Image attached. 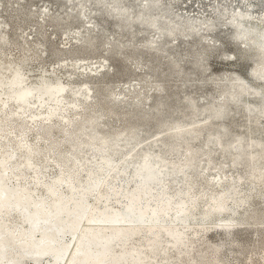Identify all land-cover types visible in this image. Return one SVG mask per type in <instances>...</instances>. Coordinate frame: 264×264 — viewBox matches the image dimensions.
I'll use <instances>...</instances> for the list:
<instances>
[{"label": "bare ground", "instance_id": "obj_1", "mask_svg": "<svg viewBox=\"0 0 264 264\" xmlns=\"http://www.w3.org/2000/svg\"><path fill=\"white\" fill-rule=\"evenodd\" d=\"M63 1L69 5L68 1L70 0ZM86 2L95 4L96 6L93 9L97 12H104L116 17L119 26L127 27L136 22L146 24L149 29L155 30L160 37L166 34L173 41L180 34L188 37L199 35L200 29L212 31L217 24L215 17L208 20L202 19L199 23L200 27L199 24H196L189 18L175 20L176 18L170 19L167 17L169 20L159 19V16L153 15L152 11L162 7L163 1L161 2V0H143L137 9H134L133 5L127 4L125 0H75L74 3L78 9L76 7H73V9L76 12L67 10V14L62 16L58 12L48 13L43 11V15L51 17L57 24L63 21L69 24V19L73 15L78 16L82 20L85 19L83 16L90 17V21L93 23L87 25L82 31L77 32V35H74L77 40L76 47L78 48L76 49L78 50L93 51L102 43L105 46L106 52L110 54L118 47H121L115 40H102L103 26L99 27V22L96 19L93 21V16H88V12L84 10ZM2 6L3 3L0 1V9ZM29 13L31 14L32 12L29 11ZM218 14L223 15L225 12L218 9ZM230 17L234 19L230 22V27L233 30L231 34L232 39L240 43V46H237V49L232 53L231 59L237 61L249 60L251 62L249 79H245L239 72L223 74L220 81L217 82L220 88V98L218 96L216 101H211L207 105L203 103L204 106L202 107L198 106L192 96H188L186 101L189 108L187 115L189 119L182 118L180 120L168 121L163 116L164 113L158 111L156 113V120L158 126L161 128V132L149 140L153 146L159 143L164 147L157 151H154L152 147L144 149L139 147L141 144L140 124L134 123L130 119L120 129L100 130L99 124L102 119L105 116H114L116 111L114 108H108L104 105L98 110L94 109L95 111H92V106L87 101L90 100L92 102L94 89L89 83L83 82L78 88H68V85L60 79L52 81L50 78L42 76L36 84H33L34 82H29L22 63L16 66H8V68H11L10 75H0V122L1 119L8 120L9 115L13 113L10 111L11 104L16 105L18 109L27 108L30 104L41 107L44 106L48 99L59 101L67 94H72L85 101L87 105H83L85 108L83 107L80 111V125L77 128L73 127L62 131V134L59 135L60 138L55 135V127L50 123L51 120L49 122L43 121L44 126L41 128V136L36 137L37 140L33 146L29 145L30 143L24 142L25 140L11 138L9 130L0 127V136L9 137L11 144L19 148V151L20 149L23 151L19 154H25V160L23 161L25 166H30L34 162L37 163L38 168L35 169V175L40 171V168L48 167L51 165L50 162L53 161L54 164L52 165L58 167L60 171L53 183L62 184L71 194L67 193L70 196L65 197L63 190L56 187L58 184L55 185L51 182L47 185L44 184L49 201H47L44 195H41L39 198L35 197L21 183L20 179L24 171L17 172L14 176H10L3 171L2 168L12 156L13 146L2 149L0 151V186L3 188L4 194L0 196V201L6 204L12 199L17 205L22 206L25 211L24 217L28 221L30 229L27 231L25 228H22L16 232L9 225V219L0 218V264H30L28 257L32 259L31 264H44V259L46 258L50 259V264H175L170 255V250H176L177 259L181 258L182 254L187 251L183 247L187 231L194 223L200 226L198 230H193L195 231V236L196 233L198 234L200 231L206 232V230L212 227L218 230L221 229L227 235H234L236 227L245 222V219L252 216L254 208L249 207L244 201H247L246 198L251 193L264 196V124L260 122V117L264 118V24L261 25V22L264 23V15L259 17L260 21H254L247 14L241 12L240 9ZM93 30L97 32L93 33ZM147 41L151 42L150 47L157 48L158 50L163 49L162 45L160 46V40L157 41L158 44H153L156 41L154 39H148ZM202 42H205V40L202 39ZM205 45V49L196 58V63L204 70L208 68L205 62L206 54H208L213 46L217 47L221 44L215 42ZM76 49L68 48L71 51H75ZM162 57L159 58L162 59ZM108 58L106 56L105 60H109ZM82 59L84 58L73 57V62L63 60L62 65L67 67L72 74H76L78 68L85 67L88 70L87 66L79 64V61ZM173 62L175 67H178L179 60ZM99 67L100 69L96 70L90 67L96 72L94 73L92 70H89L88 74L94 77H101L106 73L112 72V70L107 69L104 62ZM82 73L85 72L82 71ZM155 88L157 91L164 89L161 84H158ZM130 90L136 92V88H130ZM3 93L6 94L4 100L1 98ZM114 95L112 87H108L106 97L110 100H116ZM25 96H27V99L20 101ZM132 96H134L135 105L145 102L149 98L148 94L142 95L140 91ZM182 103L184 104V102ZM231 104L234 105L233 109L230 108ZM237 108L245 110L247 119L244 126L242 125V131L233 134V123L225 122L224 119ZM52 113L53 110L48 111L49 115ZM201 113H206V115H204L203 119L198 120L196 117ZM49 115L44 119H51ZM143 117L145 118L146 115ZM235 120L237 119L233 121ZM5 140L7 141V139ZM196 140H201V143L197 141L199 143L198 146L192 144ZM85 145L95 146V150L101 153L104 161L103 167L87 169V175L90 178L104 174V177L101 175L102 179H98L96 183L94 182L97 192L92 201L89 202L85 200L88 186L82 181L80 176L81 161L84 158L78 156L81 148ZM123 148H127L128 150L120 158L115 159L116 155ZM216 151H219L225 158L230 157L233 167L245 163L246 175L239 176L234 185H227V179L220 175L214 182L208 181L205 188L195 194L194 192L199 186L198 179L207 175L199 172L201 156H205L206 160L205 165H202V171L214 167H217L220 171L224 168L223 162L218 163L219 166H214ZM172 152L178 154L182 152V154L179 158L173 160L172 157L171 159L169 158V154ZM132 165L139 183L138 185L136 184L135 189L128 190L126 195L128 199L124 208L135 210V215L145 216L146 220H148L149 214L151 217V215L157 212L156 218H152V222L123 223L110 221L109 218L120 211L108 210V206L99 207V203L105 201L103 197L106 195V192H104L103 187L106 186L108 177L113 174H123ZM146 166L151 167L153 170L150 177H146L145 175ZM242 179H245L243 181L246 184V191H248H245L240 196L244 190ZM164 180L169 181L168 185H165L164 188L162 187L163 190L160 191L155 199L157 202L154 203L152 202L153 193L155 192H153V184H160ZM178 181H183L185 184L184 189L176 186ZM212 183L219 189L215 195H213L214 193L210 195L211 192L209 190L213 187ZM63 186L61 187L63 188ZM75 188H80V194L77 197H75L76 195L74 196L76 193ZM172 188L175 189L173 190ZM113 190L115 191V189ZM208 198H210V204H207L208 207L201 212L202 220L191 222L190 217L193 211ZM230 202L235 205L232 206ZM139 204L142 205L139 206ZM238 209L243 210V213L240 214ZM241 216L244 217L243 221L228 220L237 219ZM215 217L220 219H214ZM149 234L150 236H148ZM138 235V239L141 242L140 247L132 246L130 240ZM161 235H167L169 238L168 244L163 247ZM46 245L48 249L44 248ZM12 246L17 247L16 251H11L7 257L2 256V252L7 249L10 250ZM211 246L212 251L205 257V264H233L228 258L222 256L224 247L222 243ZM159 254L162 255L161 259H158ZM241 254L244 257H238L239 261L245 259L247 260V264H252L249 256L245 255V252H241ZM189 264H192V259L189 261Z\"/></svg>", "mask_w": 264, "mask_h": 264}, {"label": "rangeland", "instance_id": "obj_2", "mask_svg": "<svg viewBox=\"0 0 264 264\" xmlns=\"http://www.w3.org/2000/svg\"><path fill=\"white\" fill-rule=\"evenodd\" d=\"M0 1L3 3V6L0 9V75L9 76L11 73V68H8V66H16L22 63L23 70L26 76L29 78V82H34L33 84H36L42 76H46L52 81L60 79L62 82L68 85V88H78L81 83L87 82L94 89L92 102L90 100L87 101V103L90 102L89 105L92 106V111L98 110L102 105L108 108L112 107L116 111L114 116H105V118L102 119L99 124V129L102 131L120 129L125 125L127 120L130 119L134 123L140 124L141 144L139 147L141 149L152 147L154 151L164 148L159 143L153 146L149 142L152 137L161 132V128L158 126L156 120V113L158 111L164 113L163 116L168 121L180 120L182 118L189 119L187 116L189 113V108L186 101L188 96H192L196 100L198 106L202 107L211 101H216L218 96L220 98V88L218 87L217 82L220 81V78L223 74H233L234 72H239L245 77V79H249L248 76L251 62L249 60L237 61L231 59L232 53L235 49H237V46H240V43H237L232 39L231 34L233 30L230 27V22L234 19H231L230 16H233L240 9L241 12L247 14V16L252 18L254 21H260L259 17L264 15V0H161V2L163 1L162 7L152 11V14L158 15L159 19L169 20V18H176L175 20H178L189 18L196 24H199L202 19L208 20L209 18L214 17L216 19L217 24L214 30L206 31L200 29V34L197 36L192 35L187 37L180 34L178 38L173 41L166 34L163 35V37H160L155 30L149 29L146 24H139L136 22L132 25H129L130 27L119 26L116 17L108 15L107 13L106 15L104 12H97L95 9H93V7L96 6L95 4L86 2L84 5V10L88 12V16H93L94 18L92 20L94 21V19H96L97 22H99V27L103 26L102 40H115L116 43L120 44L121 46L109 54L106 52L105 46L102 43H100L99 47L93 51L76 49L78 47H76L77 40L74 35H77V32L82 31L87 25H91L93 23L90 21V17L83 16L85 19L82 20L78 16L73 15L69 19V24H67L65 21L57 24L51 17L43 15V11L48 13L58 12L62 16L67 14V10L74 12L75 10L73 7L78 9L74 3L75 0H70L71 2L68 1L69 5H67L63 0ZM142 1L143 0H125L127 4L133 5L134 9H137ZM218 9L223 10L225 14L219 15ZM29 11L32 13L30 14ZM263 24L264 23L261 22V25ZM200 26L201 25L199 24V27ZM99 27L98 29H100ZM92 32L96 33L97 31L93 30ZM148 39L156 40L153 44H158L157 41L160 40V46L162 45L163 48L159 49L161 52L157 48L150 47L149 45H151V42H148ZM202 39H204L205 42H202ZM215 42H219L221 45L217 47L213 46L208 54H206L205 62L208 68L204 70L196 63V58L200 56L201 52L205 49V44ZM69 47L76 50H68ZM106 56L109 57V60H105ZM73 57L84 58L79 61V64L87 66L88 70H86L85 67H82L81 69H77L76 74H72L67 67L62 65L63 60L66 62H73ZM159 57H162L163 60ZM178 60V67H175L173 61L177 62ZM102 62L106 64L107 69L112 70L111 73H106L101 77H94L93 75L88 74V72H90L89 70H92L90 67H93L95 70L98 68L100 69L99 66ZM175 69L177 72L176 74ZM95 70L92 71L95 73ZM82 71L85 73H82ZM158 84L163 85L164 89L162 91H157L155 88ZM108 87H112V91L115 93L114 97L116 100H110L106 97ZM130 88H136V92L140 91L142 95L148 94L149 98H147L145 102L140 103L142 104L141 106L143 108L140 106V104L135 105L134 96L132 95H135L136 92H134L135 89H133L134 91H131ZM4 97H6L5 93L2 94V100H4ZM174 97L175 99H173ZM46 102L44 106L41 107H38L35 104H30V106L24 109H18L16 105L11 104L10 111L13 113L9 115L8 120L1 119L0 127L7 128L10 132L9 135L11 138L22 141L25 140L24 142L27 144L30 143L29 145L33 146L37 140L36 137L41 136V128L44 126L42 123L43 121L49 122L51 120L50 123L55 127V135L59 137V135L62 134V131L69 130L73 127L77 128L80 125V111L83 107L85 108L83 105H87L85 101L79 97H75L72 94H67L59 101L48 99ZM182 102H184V104ZM152 104L153 106H151ZM230 108L233 109L234 105L231 104ZM145 109L146 111H144ZM237 109L233 110L232 113L224 119L225 122L228 121L231 124L233 123V134H237L239 131H242L244 123H246L247 119V113L245 110L242 108ZM49 110H53L51 115L48 114ZM233 112L235 113L233 114ZM48 115L51 117V119L45 120L44 118ZM144 115H146L145 118L143 117ZM204 115H206V113H201L197 115L196 118L201 120L205 117ZM234 119L237 120L233 121ZM260 122H262L261 124H264L263 117H260ZM5 139H7V141ZM197 141L201 143V140H196V142L194 141L192 144L194 146H198L199 143ZM246 141L248 140L246 139ZM12 146L13 145L9 141V137L0 136V151L5 148H11ZM12 149L13 153L10 157L11 159L9 158V160L6 162V165L2 168L3 171L10 176H14L17 172L24 171V174L22 173L20 179L21 183H23V185L26 186L35 197L39 198L41 195H44L47 201H49L46 195L47 191H45L46 186L44 184L47 185L51 182L55 185L58 184L53 183L60 173L58 167L52 165L54 163L51 161V165L46 168H40V171L38 172L39 174L36 173L35 175V169L38 168L37 163L34 162L30 166H25L23 164V161L25 160V154L23 153L24 156H22L23 154H19L23 151L21 149L19 151V148H16L15 145L12 147ZM127 150V148H123V150L116 155L115 159L120 158L126 153ZM181 154L182 152L180 154L172 152L169 154V158L171 159L172 157L174 160L179 158ZM78 156L80 158H84L83 161H81L82 165L80 176L82 181L88 186V193L85 200L89 202L92 201L97 192L94 184L98 181V179H102L104 174H99L93 178H90L87 175V169H98L103 167L104 161L101 157V153L95 150V146L90 145L83 146ZM200 162L201 167L199 172H203L202 174L207 175H204L202 178L198 179L199 186L195 190V194H197L200 190H203L208 181L214 182L220 175L227 179V185H234V183H236V179L239 176L246 175L245 163L233 167L230 157L225 158L219 151L215 152L214 166H219L218 163L223 162V170L219 171L217 167H214L207 169L206 171H202V165H205L206 163L205 156H201ZM111 176H109L107 179L108 184L106 183V186L103 187L104 192H106V195L103 197L105 201H101L99 203V207L108 206V210L120 211L117 214H113L109 220L123 223L152 222V218H156L155 216L157 212L151 215V217L149 214V218L146 220L145 216L142 217L139 214L135 215V210L133 211L126 209V207L124 208L128 199L126 196L128 190L135 189L139 183L138 177L134 173L133 165L129 167L125 173L120 175L113 174ZM243 180L245 179H242L244 190L241 192L240 196L246 191V184ZM168 182V180H164L160 184H153V192H155L153 193L154 196L152 202H157L155 199L159 195L160 191L163 190L164 186L168 185ZM177 184L176 186L178 188L184 189L185 184L183 181H178ZM61 186L63 185L58 184L56 187L63 190V195L65 197H69L71 194L68 192V189L64 186L62 188ZM113 189H115V191ZM172 189L174 190L175 188ZM2 190L3 188L0 186V196L4 194V190ZM75 191L76 193L74 196H79L80 188H75ZM209 191L211 192L210 195L213 193V195H215L219 189L213 184L212 189ZM10 200L6 204L1 203L0 201V218L9 219V225L16 232L22 228H25L28 231L30 229V225L24 217V209L22 206L17 205L14 200ZM246 200L247 201H244V203H247L249 207L254 208V211L252 216L250 215L251 217L245 219V222L239 224V226L236 227L234 230V235H227L221 229L218 230L215 227H212L211 229H208L209 231L206 230V232L200 231L198 234L196 233V236L198 235L196 237L195 231L198 230L200 226L194 223L193 225L196 226L192 225L187 231L185 244L183 245L187 251L182 254L181 258L177 259L176 250H170V255L175 261V264H189L191 259L192 264H205V257L212 251L211 245L218 243H222L224 246L222 256L224 258H228L233 264H247V260L245 259H242L241 261L238 260V257H244L241 252H245V255L249 256V260H251L250 262H252V264H264V196H258L251 193L248 195ZM230 203L232 206L235 205L232 202ZM207 204H210V198L203 201L202 204L193 211V214L190 217L191 222L202 220L201 212L206 207H208ZM141 205L142 204H139V206ZM239 212L242 214L243 210H239ZM214 219L219 220L220 218L215 217ZM228 220L243 221L244 217L241 216L237 219ZM148 236H150V234ZM138 237L139 235L134 236L130 240V244H132V246L140 247L141 242L139 241ZM168 241L169 238L167 235H161L162 247L167 245ZM16 249V246H12L10 250H4L2 252V256L7 257L10 255L9 253L11 251H16ZM161 256L162 255L159 254L158 259H161ZM28 259L29 263L31 264L32 259L29 257ZM44 261V264L51 263L49 258L44 259Z\"/></svg>", "mask_w": 264, "mask_h": 264}, {"label": "water", "instance_id": "obj_3", "mask_svg": "<svg viewBox=\"0 0 264 264\" xmlns=\"http://www.w3.org/2000/svg\"><path fill=\"white\" fill-rule=\"evenodd\" d=\"M25 99H27V96H25V97H22L21 99H20V101H22V100H25ZM145 175H146V177H150V176H152V172H153V170H152V168L151 167H145ZM217 205V204H216ZM83 244V243H82ZM45 249H48V246L46 245L45 247H44Z\"/></svg>", "mask_w": 264, "mask_h": 264}]
</instances>
